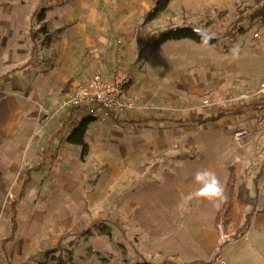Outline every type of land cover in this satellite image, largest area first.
Wrapping results in <instances>:
<instances>
[{
	"label": "rangeland",
	"instance_id": "374dc122",
	"mask_svg": "<svg viewBox=\"0 0 264 264\" xmlns=\"http://www.w3.org/2000/svg\"><path fill=\"white\" fill-rule=\"evenodd\" d=\"M261 3L264 0H173L166 11L142 25L154 0H0V264H36L46 251L59 248L71 250L76 264H201L204 261H192L178 251L196 257V244L178 228L186 204L168 190L187 179V186L193 182L192 187H198V195L210 179L198 176L204 172L220 169L222 176L214 175L223 180L231 168L235 188L244 185L251 194L254 178L261 174L258 209L263 210L264 136L253 135L240 143L232 136L236 129L253 132L259 113L250 106L220 111L202 105L204 99L224 101L248 92L264 79V18L241 22L242 34L225 36L235 21ZM42 9L48 32L66 28L52 41L51 52L56 55L68 46L80 53V59L58 64L49 48L37 44L27 64L35 46L31 34L40 26L36 17ZM183 24L218 37V45L182 40L156 51L147 49L160 31ZM118 70L130 75V85L140 87L126 92L138 96L137 109L146 106L169 120L160 122V130L120 124L96 108L60 109L79 72L88 79ZM52 71L56 78L69 73V82L50 102L43 93L49 95L55 88L54 75L49 77ZM141 91L163 103L145 104ZM219 114L225 117L215 124L198 122L199 116ZM84 117L93 122L85 137L88 154L82 159L81 149L65 144V136ZM62 124L65 130L55 137ZM45 150L46 165L32 174L18 205L14 241L2 250L12 229L11 204L26 172L43 164ZM185 159L191 161L188 168H197L191 176L177 170ZM203 160L207 161L199 164ZM191 200L186 197V203ZM191 205L195 206L193 201ZM165 222L169 224L164 226ZM99 223L108 226L110 236L94 227ZM86 230L90 234L83 235ZM180 235L185 248L192 244L195 251L175 245L173 240ZM229 236L221 233L223 243ZM224 250L235 260L240 243ZM198 259L208 258L202 254Z\"/></svg>",
	"mask_w": 264,
	"mask_h": 264
},
{
	"label": "crops",
	"instance_id": "0c3cea01",
	"mask_svg": "<svg viewBox=\"0 0 264 264\" xmlns=\"http://www.w3.org/2000/svg\"><path fill=\"white\" fill-rule=\"evenodd\" d=\"M210 1H211V3H215V2L226 3L230 0H210ZM172 3H173V0L170 1V3L168 4L167 8L164 11H166L171 6ZM172 42H180V41H169V42L162 44L160 47L164 46L165 44L172 43ZM138 44H139V42L137 43V45ZM49 49H50L49 53L52 55L53 58H55L57 60V63L58 64L60 63L61 65L64 63L69 65L71 63L72 59H74L76 61L77 59H80V57H81V55L78 51H71V49L68 46H67V48L59 50V53L56 55L51 52L53 50L52 48L49 47ZM59 69H61V68L60 67L56 68V70H59ZM59 73H63V72L60 71ZM80 74H82V72H79L77 74V77L74 79L72 86L71 85H70L71 87L69 86L71 89L73 88L70 93H73L75 91V89H77L79 86L83 85L87 81V77L83 76V75H82V77H79ZM53 75H54L53 85L55 86V88L52 90V92L49 95L43 93V98L47 99L48 101H50V99L55 96V93H56V91L59 90L60 86H62V87L66 86L69 82V80H68L69 73H67V72L63 73L58 78H56L55 74L52 71L50 73L49 77H52ZM110 76L111 75L104 76V77H110ZM138 89L136 87H134L133 85H129L126 92L130 94V92L133 93L135 90L137 91ZM146 93H147L146 91H141V95H143L142 100L144 101L145 104L147 103V104L153 105V107H154L155 105L157 106V105H160L163 103V101L158 99V97L155 98V97L151 96L150 94H146ZM66 96L67 95H64L62 97L64 98ZM145 107L146 106H141L140 109H136L134 111L127 112V113L119 116L115 120H118L120 122V124H123V123L127 124V122L128 123L132 122L130 124L131 125L133 124L135 127H145L144 131H146V128H149L152 130H160L159 127H161L163 124L160 122L169 121L168 119H163L162 117H159V114H158L159 111L150 110L149 108L144 109ZM148 111H150L152 113L147 114ZM64 114L65 113H63V115ZM146 120H157V122H149L148 123V122H145ZM61 129H62V131H64L65 125L61 126L60 130ZM136 129L139 130L138 128H136ZM142 129H144V128H142ZM60 130H58L55 133V135H54L55 137L58 136V134H60ZM65 144L70 146V144H68L66 142H65ZM46 151L47 150H45L43 152V156H44L43 164L37 166L36 168L29 169L26 172V178L23 182V185L20 189L19 194L21 193L22 190H24V195H25V188L29 184L28 183V184L24 185L26 180H28L30 178L32 181V174L42 171L43 168L45 167V165H46L45 164L46 154H47ZM206 161L207 160H203V162H200V161H198V162H199V164H203ZM190 162L191 161H187L186 159L183 161L180 160L178 167H177V170L178 171H186L187 174H189V176H191L192 173L195 172L197 168L196 167L188 168V165ZM227 171H228V168H227ZM213 174H215L216 176L218 175L220 177L222 176L220 174V169L218 171L213 172ZM99 177H100V174L98 176L96 175L95 181H97L99 179ZM227 178H228V175L223 180H221L222 178L218 179L220 184L222 185L223 189L225 187ZM186 181H187V179L182 180V182H180V186H179V182H178V184L176 186L170 187L168 191H172L173 193H177V195L179 197L181 196L183 198V201L186 204L185 205L186 208L185 209L183 208L180 211L181 214L179 216V220L181 219L183 223L182 222L181 223L175 222L174 226H180V224H182L183 227L180 226L178 228H183V230L188 232L186 236H188L189 239L196 244V254H195L196 257L192 258L191 254L188 255L186 252L182 251L181 249L178 250L179 253L181 252L183 257L190 258V259H192V261L200 260V261H204V262H213V264H264V209L263 210L261 208L258 209L259 206H261L260 203L256 209L255 214L251 218L249 227L246 230L245 234L235 241H230L226 244H223V241L221 240L222 231H220L221 228H220V225L218 224V221H217V210H218V204H219L220 199L209 200V199L205 198V196L202 194L201 190H198V195H196V190L198 187L196 186L193 188L192 187L193 182L187 186ZM188 196L193 198V200H191V202L192 201L194 202V204H195L194 207H192L190 201L186 203V197H188ZM182 198H180V200H182ZM22 200H23V198L21 199V201ZM21 201H20V203H21ZM167 201H168V199H167ZM172 201H175V198H172ZM200 207H201V209L198 210V208H200ZM262 208H264V207H262ZM257 210H258V213H257ZM238 211H239V208L237 205H235L234 210H233L234 220L237 219ZM168 213H170V215H174V214H171L170 211H168ZM167 224H169V223L165 222L163 225L165 226ZM14 238H15V234H14ZM180 238H182L181 235L178 236L176 240H173V241H175V245H177V244L181 245L183 247V249L186 251H195V247L192 244H188V246L190 248H188V249L185 248V245L183 244V242ZM5 240L1 246L2 250H5V245L7 244V243H5ZM13 241H14V239L10 242H13ZM10 242H8V243H10ZM186 242L188 243L189 241L187 240ZM237 243H240V253H239V251H237L238 256L235 257L236 258L235 260H234V258L230 259L229 257H231L232 254L229 252H228V254H225L224 249H225V247H233ZM222 251L224 254L222 253ZM198 252H199V255H198ZM202 254H204L206 256V258H208V259L207 260L198 259V257L201 258Z\"/></svg>",
	"mask_w": 264,
	"mask_h": 264
},
{
	"label": "trees",
	"instance_id": "16d2710c",
	"mask_svg": "<svg viewBox=\"0 0 264 264\" xmlns=\"http://www.w3.org/2000/svg\"><path fill=\"white\" fill-rule=\"evenodd\" d=\"M171 0H154V4L149 11L143 17L142 25H145L152 20H154L160 13H162L168 6ZM264 18V3H261L260 6L255 9L250 15L242 16L237 21L234 22V27L225 33L226 37H233L235 32L242 34V30L240 28V23L244 21H255L257 19ZM40 26L38 30L31 34V41L33 48L30 52V58L27 62L29 64L35 53V49L37 46H40L43 49H48L52 43V41L62 33L66 28H58L55 32H48L45 24V9H42L36 17ZM235 28V29H234ZM42 35L43 39L37 41V35ZM181 40H190L197 44H202L206 46H217L218 45V37L203 31L192 24H183L181 26H169L162 31H160L153 41L147 46L149 50L156 51L159 47L169 41H181ZM138 43V42H137ZM38 44V45H37ZM37 45V46H36ZM141 54L139 53L138 56ZM136 62H134L135 64ZM131 83V82H130ZM238 111V110H237ZM224 114H219L218 116H210V117H198V122L200 124L212 122L217 123L219 120L224 118ZM93 118L84 117L80 120V122L74 126L65 136V142L78 147L81 149V158L83 159L88 154L89 147L85 141L86 132L88 130V126L93 122ZM160 121V120H159ZM145 122H157V120H146ZM62 129L60 130V133ZM41 169V168H40ZM99 174H97L98 176ZM261 174L254 178L253 182V194H251L250 190L244 185H240L238 189L235 188V174L233 170L230 168L229 177L226 181L224 187V198L220 199L217 210V221L220 225L221 231L223 234L231 233V236L228 237L223 244H226L230 241H235L242 237L246 230L249 227L251 218L256 212V209L260 202V189L259 182L261 179ZM31 179L26 180L24 185L30 183ZM24 190L21 191L16 201L11 204V222L12 229L10 236L5 240V243H8L14 239V234L17 232V223L16 217L18 213V205L23 198ZM237 205L239 208L237 219L233 218V210L234 206ZM249 208V212L246 213L245 210ZM100 233L110 236L111 232L107 229L108 226L104 224H98L94 226ZM90 234L89 230L83 232V235ZM28 263V262H27ZM25 263V264H27ZM201 264H213V262H199ZM36 264H76L73 259V252L71 250L66 249H56V250H48L43 254L42 261ZM134 264H153L146 261L135 262Z\"/></svg>",
	"mask_w": 264,
	"mask_h": 264
},
{
	"label": "built area",
	"instance_id": "2783aa9c",
	"mask_svg": "<svg viewBox=\"0 0 264 264\" xmlns=\"http://www.w3.org/2000/svg\"><path fill=\"white\" fill-rule=\"evenodd\" d=\"M254 37L258 38L259 35L255 33ZM130 82V75L119 70L110 77L93 74L62 101L60 109L93 110L96 108L103 111L106 116L116 119L139 107L137 95L126 96ZM202 105L205 108L220 107L218 108L220 111H236L244 106H250L259 113L255 130L252 132L248 129H236L232 133L233 139L240 143L250 140L253 135L264 136V79L248 92L242 91L224 101L210 102L209 99H204Z\"/></svg>",
	"mask_w": 264,
	"mask_h": 264
},
{
	"label": "clouds",
	"instance_id": "9594fccd",
	"mask_svg": "<svg viewBox=\"0 0 264 264\" xmlns=\"http://www.w3.org/2000/svg\"><path fill=\"white\" fill-rule=\"evenodd\" d=\"M198 176L210 177V179L205 183L204 187L201 190L205 198L209 200H216V199L224 198L223 187L213 173L204 172V173L198 174Z\"/></svg>",
	"mask_w": 264,
	"mask_h": 264
}]
</instances>
